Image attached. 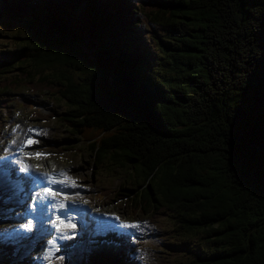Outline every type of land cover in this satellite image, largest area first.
Returning a JSON list of instances; mask_svg holds the SVG:
<instances>
[{
  "label": "trees",
  "instance_id": "1",
  "mask_svg": "<svg viewBox=\"0 0 264 264\" xmlns=\"http://www.w3.org/2000/svg\"><path fill=\"white\" fill-rule=\"evenodd\" d=\"M9 2L31 36L0 59V115L25 88L59 100L47 117L99 172H123L106 198L129 217L168 209L214 235L197 264H264V0ZM182 25L165 78L144 30Z\"/></svg>",
  "mask_w": 264,
  "mask_h": 264
},
{
  "label": "rangeland",
  "instance_id": "2",
  "mask_svg": "<svg viewBox=\"0 0 264 264\" xmlns=\"http://www.w3.org/2000/svg\"><path fill=\"white\" fill-rule=\"evenodd\" d=\"M9 1L0 0V59L8 58L31 36L29 23L12 15L9 8L13 6ZM183 27L184 25L178 31H167L159 26L144 30L145 45L154 71L165 78L169 76L172 78L176 73L178 61H175L172 52L175 53L173 47L177 42L173 37H178V33L184 30ZM8 65L10 64L0 61V66ZM74 75H77V71ZM12 98L8 112L0 115V164H2L0 179L14 180V177L24 176L25 172L21 169L28 165L29 171L26 174L30 173L33 177L28 190L31 196L39 195L43 199L41 192L37 194V191H34L35 178L43 172L64 171L69 176V182H76L75 187H67L66 194L75 210L70 212L65 209L69 216L65 223L71 222L80 227L82 223L78 215L85 210L90 215H98L99 218L116 225L121 223L116 221L115 217L126 220L130 218L119 205V198L113 202L106 198L108 191L111 192L120 184L123 172L116 169L99 172L98 168L91 164L85 147L79 144L77 137L56 120L57 115L47 117L50 113H63L65 111L63 104L57 99L31 93L27 88L14 93ZM36 113L42 117L36 119ZM29 128L37 131L29 133ZM29 140L36 142L26 144ZM59 147L62 151H59ZM25 152H29L31 157L23 158L22 153ZM37 152L41 153L39 157L36 156ZM8 154L12 160H9L10 163L6 167L2 160ZM16 156L17 160H13ZM5 171L8 173L7 176L4 175ZM8 171L12 172V175ZM29 181L25 180L26 184ZM23 198L11 203L9 214L0 215V234L15 230L24 237L31 236V239H21L17 249L14 245H9L6 239L0 240V264H47L49 259L50 264H111L109 257L112 250L123 252L121 264H197L199 263V259L195 258L197 253L212 251L216 246L214 235L208 237L200 233L192 236L182 231L174 220L173 213L167 209L155 210L153 215L138 216L133 222L139 225V230L136 228V234L128 238L119 231H114L115 239H110L109 232H106L96 238L98 243L95 245L76 244L68 240L66 242L69 244L57 243L49 251L50 239L43 240L46 232L26 234L27 232H23L24 229L21 228L22 224L29 221L27 215L30 216L27 212L29 205L24 210L21 209ZM84 201L88 203L85 204ZM58 202L61 203L60 199ZM0 208L6 209V206L0 205ZM75 215L76 217L71 220V216ZM54 225L55 223L51 227L56 230ZM61 230L70 229L62 227ZM37 235H40L38 239ZM23 244L27 246L26 251H23ZM9 250L12 252L9 253ZM98 253L104 258L99 259Z\"/></svg>",
  "mask_w": 264,
  "mask_h": 264
},
{
  "label": "snow or ice",
  "instance_id": "3",
  "mask_svg": "<svg viewBox=\"0 0 264 264\" xmlns=\"http://www.w3.org/2000/svg\"><path fill=\"white\" fill-rule=\"evenodd\" d=\"M36 131L37 130H35V129H31V128L28 129L29 133H33ZM34 142H36V141L29 140L26 142V144H32ZM21 151H23V148L21 149ZM40 155H41V153H39V152L36 153L37 157H39ZM2 163L5 166H7L10 162L5 159ZM21 171L27 173L29 171L28 165H24L23 168L21 169ZM4 175L7 176L8 173L5 171ZM58 175H59V177H62L63 179L57 180L55 178V174H53L52 176H49L48 173L41 174V178L43 180H45L49 185L60 183L62 185V187H68V186L75 187L76 186L75 181L69 182V176L66 172L61 171ZM32 179H33V177H31V176L18 177L15 180H12L11 178H9L7 180L0 179V205H7V204L14 203V202H18L17 198L19 197L20 193H22L24 191L23 181L32 180ZM43 195L45 197L50 196L52 198L49 200L48 204H45L44 200L39 195L34 197V196H31V194H29V196L27 197L28 199H31L33 201L32 209L34 212V219L36 221L35 228L37 231H39L43 225L44 217H45V211L49 206H51L57 210H63V209L69 208L68 205L54 200V197H56L57 195H63L64 199L67 200L68 199L67 194L60 193L56 189L51 188V187H45V188H43ZM84 203L86 204L88 202L84 201ZM69 210H71V209L69 208ZM6 214H7V210L0 208V215H6ZM56 219L59 220L60 222L55 223V225H54L56 228V235H53L51 237V239L48 241L49 251L60 240H72L76 244L95 245L98 243L96 238L99 236H102L106 232L118 231L119 227H121V226L124 228H129V229L139 227V225L135 222H133V223L121 222L120 225H116V224L109 223L108 221H105L102 218H94V220H95V228L94 229L89 227V223L87 221H83L79 231H76V224L71 223V222L65 223L59 216H57ZM115 219L119 220V217H115ZM62 227L73 229V231L68 235H64L61 233ZM21 228L24 229L25 232H32V230L34 228L33 221L29 220L26 224H22ZM49 231H50V229H49ZM33 235H34V233H33ZM9 238L14 242L19 243L21 239H24V238L31 239V236L24 237V236H22L21 233L16 232L15 230H12L11 232H8V233L0 234V240L9 239ZM65 247H68V246H65ZM46 255H47V253H46Z\"/></svg>",
  "mask_w": 264,
  "mask_h": 264
},
{
  "label": "bare ground",
  "instance_id": "4",
  "mask_svg": "<svg viewBox=\"0 0 264 264\" xmlns=\"http://www.w3.org/2000/svg\"><path fill=\"white\" fill-rule=\"evenodd\" d=\"M40 133H38V135H39ZM17 156L16 157H13V160H17ZM12 160V158L10 157V155L8 154V156H6V157H4L3 158V160L2 161H4V160ZM4 165V164H3ZM0 166L2 167V164H0ZM3 167H5V166H3ZM7 167V166H6ZM9 173H11V175H12V172H10V171H8ZM1 175H2V172L0 171V177H1ZM23 175L24 176H21V177H25V176H31L30 175V173H28V174H24L23 173ZM14 177V176H13ZM15 179H17V178H15L14 177V180ZM31 181V180H30ZM28 182L27 184H26V182L25 181H23V188H24V191L22 192V193H20V195H19V197L17 198V199H20V198H22V197H24V204H23V210H24V208H26V206H28L27 207V209L29 208H31V203L33 202V201H31V199H28L27 197L29 196V194H31L30 192H29V187L32 185V181L31 182ZM35 190H37V189H35ZM46 198H48V197H46ZM29 201V202H28ZM31 202V203H30ZM4 206H6V210H7V214H9V210H11V207H12V204L11 205H9V204H7V205H4ZM50 208V209H49ZM53 207H48L47 209H46V211L45 212H47V213H45V218L46 219H48L47 220V222H44L43 223V225H42V227H41V229L39 230V231H37L36 230V228L34 227L33 228V230H32V232H30V233H39V232H46V235H45V237H44V239L43 240H46L47 238H49V239H51V237L53 236V235H56V230H54L52 227H51V224L53 223V221H54V219H53V216H52V211H53ZM88 209H90V207H88ZM48 210V211H47ZM74 210H75V208H74ZM63 210H60V215L62 216V220L64 219V218H66L65 216H66V213L64 212H62ZM15 215V214H14ZM76 217V215L75 216H71V218L72 219H74ZM78 217H79V219H80V221H81V223L83 222V221H87L88 223H89V227L90 228H95V220H94V218H99V216L98 215H90V213L88 212V211H86L85 210V212H81L79 215H78ZM22 217H20V219H21ZM33 221V225H35V221L34 220H32ZM116 221H119L120 223L121 222H126L127 220L126 219H122V218H119V220H116ZM110 222V221H109ZM112 224H114V223H112ZM51 227V228H50ZM81 227V226H80ZM80 227L78 226V227H76V231H79V229H80ZM49 229H50V231H49ZM139 230V228H137V231ZM73 231V229H70V230H68V231H63V230H61V233L62 234H64V235H68V234H70L71 232ZM118 231L123 235V236H125V237H129V236H131V235H135L136 234V228H132V229H129V228H124V227H119V229H118ZM109 234H110V239H115V236H114V231H109ZM125 234V235H124ZM40 237V235H37L36 236V238L38 239ZM100 237V236H99ZM99 237H97V238H99ZM36 239V240H37ZM35 240V241H36ZM6 241H7V239H6ZM62 240H60V242H61ZM64 241H66V240H64ZM32 243V242H31ZM31 243L29 244V246L31 245ZM11 244H13V245H15L16 246V242H14V241H12L11 242ZM18 244V243H17ZM46 248V247H45ZM24 249L26 250L27 249V246L26 247H24ZM21 261V260H20ZM22 263V262H21Z\"/></svg>",
  "mask_w": 264,
  "mask_h": 264
}]
</instances>
